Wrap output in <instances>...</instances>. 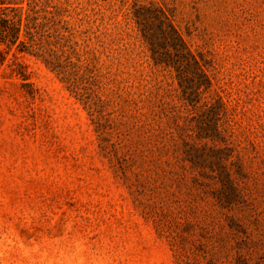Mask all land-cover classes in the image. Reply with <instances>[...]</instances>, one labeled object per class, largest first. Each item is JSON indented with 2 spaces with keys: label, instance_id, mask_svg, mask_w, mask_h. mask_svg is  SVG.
<instances>
[{
  "label": "rangeland",
  "instance_id": "obj_1",
  "mask_svg": "<svg viewBox=\"0 0 264 264\" xmlns=\"http://www.w3.org/2000/svg\"><path fill=\"white\" fill-rule=\"evenodd\" d=\"M55 2L49 64L0 47V264H264V0Z\"/></svg>",
  "mask_w": 264,
  "mask_h": 264
},
{
  "label": "trees",
  "instance_id": "obj_2",
  "mask_svg": "<svg viewBox=\"0 0 264 264\" xmlns=\"http://www.w3.org/2000/svg\"><path fill=\"white\" fill-rule=\"evenodd\" d=\"M153 11L142 5L133 12L142 36L151 46L156 63H167L166 57L156 55L157 45L163 48L167 45L172 53H168L170 57L174 59L175 55L185 58L188 66H194L203 75V65L192 53L167 12L160 6ZM63 20L62 8L55 0H0V47L3 46L6 51L16 49L29 52L42 57L49 64L44 50L51 44V37L55 40L65 37L59 27Z\"/></svg>",
  "mask_w": 264,
  "mask_h": 264
}]
</instances>
